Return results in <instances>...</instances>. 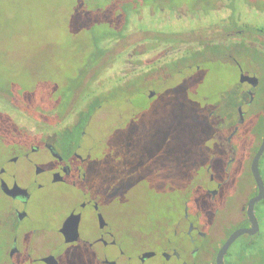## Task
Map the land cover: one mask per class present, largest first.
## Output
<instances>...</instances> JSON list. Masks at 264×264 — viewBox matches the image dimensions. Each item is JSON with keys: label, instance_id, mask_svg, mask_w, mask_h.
<instances>
[{"label": "rangeland", "instance_id": "1", "mask_svg": "<svg viewBox=\"0 0 264 264\" xmlns=\"http://www.w3.org/2000/svg\"><path fill=\"white\" fill-rule=\"evenodd\" d=\"M224 5H231L232 12L222 9ZM237 19L258 26L264 20V0H0V109L9 102L14 111L36 114L70 89L73 109L80 108L83 95L113 91L122 72L125 81L141 74L144 32H182L187 24L202 27L204 22ZM99 47L105 53L93 60ZM257 66L264 77V64ZM254 67L242 57L236 65L227 58L213 59L200 69H181L175 78L170 77L172 69L161 72L163 79L156 86L139 80L133 91L115 93L101 103L99 99L82 141L90 157L88 184L93 192L114 200L116 214L130 219L133 233L151 234L153 223L179 219L183 200L179 191L189 184V174H201L210 155L226 151L224 138L236 120L242 122L236 116L242 100L234 94L245 88L241 73ZM130 69L132 76H127ZM93 73L96 78H90ZM147 88L158 93L149 98ZM213 106L216 113L206 117ZM249 115L234 140L246 137L251 129ZM14 120L17 127L29 129L50 123L22 115ZM256 130L262 134L264 126ZM16 132L14 126L0 124V163L12 152ZM36 159L48 161L44 155ZM259 163L264 178V154ZM212 167H217L216 159ZM246 181L252 183L248 175ZM67 191L59 186L36 191L31 207L36 225L44 224L42 219L58 208L53 197ZM197 199L204 210L209 201L203 195ZM2 203L0 194V208ZM257 209L263 210L264 204ZM233 217L237 221L238 214ZM260 224L255 241L264 249V219ZM5 249L0 243L1 261Z\"/></svg>", "mask_w": 264, "mask_h": 264}, {"label": "flooded vegetation", "instance_id": "2", "mask_svg": "<svg viewBox=\"0 0 264 264\" xmlns=\"http://www.w3.org/2000/svg\"><path fill=\"white\" fill-rule=\"evenodd\" d=\"M222 9L227 10L229 6L224 5ZM173 18L178 20L174 14ZM217 21L213 25L204 22L202 27L187 24L182 32L174 29L166 34H153L148 31L141 40L140 56L144 59L139 68L140 82L146 86L160 84L161 72L172 69L170 77L175 78L181 69H200L213 59L227 58L236 65L242 57L255 63L254 71L242 72L252 79L240 83L245 88L234 94L242 100V106L236 110L242 122L238 124L236 120L231 133L224 138L226 151L219 156L210 155L201 174H189V184L179 191L183 199L179 219L153 223L151 234L133 233L130 219L116 214L114 200L91 190L88 184L90 157L88 149L83 150L82 141L87 135L88 121L100 105L99 96H88L81 109H73L74 95L67 97V92H63L49 107L39 108L36 114L23 113L24 110H16L14 105L15 115L50 123L40 129L16 128L18 135H15L12 152L0 163V194L3 197L0 208V237L3 239L0 243L6 248L2 263L215 264L217 252L228 236L237 228L250 227L246 206L258 192L250 164L264 135L255 131L260 119L264 126V77L261 78L257 66L259 62L264 64V20L256 27L239 19ZM249 51L251 55L246 54ZM183 56L189 57L185 66L180 61ZM132 70L127 76H132ZM93 77L96 78L95 73L90 78ZM119 77L123 86H131V81H125L126 72ZM154 89L147 88L145 94L152 93L148 97L153 98L158 93V89ZM216 111V106L208 108L206 117ZM246 114L251 120V129L246 137L239 135L234 140ZM43 155L47 162L36 159ZM215 159L217 167L213 169ZM21 162L24 164L19 169L17 166ZM247 175L251 184L246 181ZM57 186L69 191L60 194L61 197H53L58 208L42 219L46 226L36 225L31 214L36 191ZM16 190L14 196L9 194ZM200 195L209 201L204 210L197 206ZM261 202L264 199L254 206L259 232L254 236L242 235L234 242L239 246L240 264H245L247 259L243 252L245 242L255 241L260 236L257 208ZM237 214L236 221L233 216ZM228 251L223 264H226Z\"/></svg>", "mask_w": 264, "mask_h": 264}, {"label": "trees", "instance_id": "3", "mask_svg": "<svg viewBox=\"0 0 264 264\" xmlns=\"http://www.w3.org/2000/svg\"><path fill=\"white\" fill-rule=\"evenodd\" d=\"M229 9L231 10V5H229ZM126 25H127V23L124 22V28L123 29H125ZM114 35L116 36V34H114ZM104 51H105L104 48L99 47L96 51V54L92 55L93 60H95L96 58L100 59L104 55V53H105ZM188 59H189V57H187V56H183L180 58V61L183 63V66H185L188 63L187 62ZM139 80H140V75H137L135 77L133 76L130 78V81L132 82L131 86H123L122 83H120L122 81V78L118 77V80L115 81L116 87L114 88V90L109 94H108V92H106L104 95L101 94L99 96V99L101 100L99 103L102 102V99L108 100V98H110L111 96H114L115 93L123 94L126 91L127 92L133 91V90H131L132 88H134L133 82L139 81ZM70 91H71V89L69 91L65 90L64 92H67V94L65 96L69 97L68 93L70 94L71 93ZM11 96L16 97L17 94L12 92ZM88 96L89 95L87 94V95H83L82 97L86 100ZM6 105H7L6 109L3 107L0 109V124H2V125L4 124V125H8V126H14L15 128H19L15 124L16 122H15L14 118H16V115H15L16 113L13 111L11 104L9 102H7ZM262 124H263L262 119H260V122L257 125L258 127L256 126V129L259 128V126H262ZM256 129H255V131H256ZM261 204H264V202H261ZM258 214H259V218H260V222H261V220L264 219V209L259 210ZM234 244H235L234 250L232 251V247H231L230 250L228 251L226 264H240L239 246H238L237 242ZM243 252H244V255L247 257L245 264H264V249L259 247V245H257V242H255V241L245 242V244L243 246ZM0 256H2L1 250H0Z\"/></svg>", "mask_w": 264, "mask_h": 264}, {"label": "water", "instance_id": "4", "mask_svg": "<svg viewBox=\"0 0 264 264\" xmlns=\"http://www.w3.org/2000/svg\"><path fill=\"white\" fill-rule=\"evenodd\" d=\"M251 79L252 78L245 76V74H243V73H241V75H240V83H242L245 80L248 81ZM263 153H264V135L261 139V142H260V144H259V146H258V148H257V150H256V152L252 158L251 164H250V172H251L252 178H253L254 183H255L257 190H258L257 195L252 197L248 201L247 206H246V215H247V219H248V222L250 224V227L249 228H237L228 236V238L221 245V247L219 248V250L217 252L215 264H223V259H224V256L226 255L228 249L231 247V245L240 236L245 235V234L249 235V236H254L259 232V223H258L257 217L255 216V213H254V206L264 199V183H263L260 171H259V160H260L261 156L263 155ZM1 186L3 187V184H1ZM17 192H18V190H16L14 193L11 191L9 194L12 193V196H14L15 193H17ZM62 232H64V230H62ZM66 241H69V238H66ZM44 262H47V259H44Z\"/></svg>", "mask_w": 264, "mask_h": 264}]
</instances>
